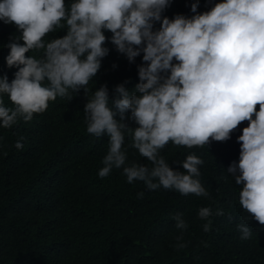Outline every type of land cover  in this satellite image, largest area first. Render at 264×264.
I'll return each instance as SVG.
<instances>
[{
    "label": "clouds",
    "instance_id": "obj_1",
    "mask_svg": "<svg viewBox=\"0 0 264 264\" xmlns=\"http://www.w3.org/2000/svg\"><path fill=\"white\" fill-rule=\"evenodd\" d=\"M171 2L0 0V21L15 25L18 33L2 45L9 49L7 68L16 71L10 82L6 73L0 75V127L10 129L20 119L29 122L45 112L49 102L58 97L71 101L83 89L87 133L108 137L99 178L122 169L127 183L143 182L148 191L163 187L181 195L209 197L200 181L203 159L189 154L174 162L183 171L173 170L161 150L169 142L188 149L226 142L247 121L237 137L239 162L233 161L227 173L236 185H242V209L264 225V0H209L212 6L203 12L195 0L190 9L193 15L169 18L164 12ZM57 30L66 34L45 40ZM106 43L129 64L142 54L137 65L139 82L132 90L125 86L128 81L116 85L111 99L106 84L89 97L87 86L109 55ZM40 50L39 58L29 55ZM129 120L137 126L130 127ZM126 138L127 148L151 167L128 163ZM15 147L22 149L23 144L17 141ZM143 196L144 192L137 194V198ZM215 214L224 215V211L217 209ZM212 215L210 207L198 210L202 220ZM173 220L177 230L188 228L182 214ZM211 223L203 225L205 232ZM237 228L242 240L251 238L247 224ZM176 239L177 249L187 247L179 242L182 236Z\"/></svg>",
    "mask_w": 264,
    "mask_h": 264
},
{
    "label": "trees",
    "instance_id": "obj_2",
    "mask_svg": "<svg viewBox=\"0 0 264 264\" xmlns=\"http://www.w3.org/2000/svg\"><path fill=\"white\" fill-rule=\"evenodd\" d=\"M194 2L172 0L164 15L191 16ZM215 2L220 0H212ZM211 6L209 0H199L198 11ZM14 34H18L15 25L0 21V75L6 73L9 82L16 69L7 68L9 49L2 45ZM65 34L57 30L45 40ZM105 47L109 55L87 86L89 97L106 84L111 99L116 85L128 81L125 86L132 90L139 82L137 65L142 54L129 64L111 43ZM29 55L39 58L42 50ZM4 100L11 107L7 96ZM86 102L81 89L71 101L58 97L49 102L47 110L29 122L20 119L10 129L0 127V264H264V225L242 209V185H236L227 173L233 161L239 162L237 137L247 121L226 142L191 149L169 142L161 150L173 170L183 171L174 162L189 154L203 159L200 181L210 196L197 197L163 187L148 191L140 181L129 184L122 169L99 178L108 137L87 133ZM127 123L137 126L130 120ZM17 141L22 149L15 147ZM128 143L126 138V148ZM127 152L128 163L152 166L134 149L127 148ZM139 192H144L143 198H137ZM201 207H210L213 213L208 218L212 222L208 232L203 230L208 220L198 217ZM217 209L224 215H216ZM177 213L188 223L183 232L175 228ZM242 223L252 231L248 240L240 238L237 225ZM177 236H182L179 242L187 247H175Z\"/></svg>",
    "mask_w": 264,
    "mask_h": 264
}]
</instances>
